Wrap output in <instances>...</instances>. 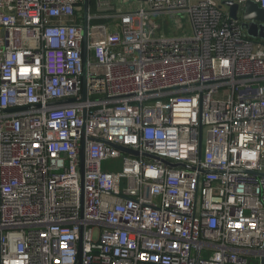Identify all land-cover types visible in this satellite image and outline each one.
Here are the masks:
<instances>
[{
  "label": "built area",
  "instance_id": "2783aa9c",
  "mask_svg": "<svg viewBox=\"0 0 264 264\" xmlns=\"http://www.w3.org/2000/svg\"><path fill=\"white\" fill-rule=\"evenodd\" d=\"M229 1L89 0L84 81L85 0H0V264H264V0Z\"/></svg>",
  "mask_w": 264,
  "mask_h": 264
},
{
  "label": "water",
  "instance_id": "95a60500",
  "mask_svg": "<svg viewBox=\"0 0 264 264\" xmlns=\"http://www.w3.org/2000/svg\"><path fill=\"white\" fill-rule=\"evenodd\" d=\"M88 2L89 0H85V27H84V81L86 80V66L88 61V53H87V29H88ZM222 6L229 8L231 18L236 20L238 18V6L234 4L232 1H226L222 3ZM264 13L259 8V6L255 3H248L243 14V23L242 28L245 29L248 35L254 39L261 38L264 39ZM260 23V24H258ZM119 150L124 153L139 156V152L132 150L128 147L116 146ZM85 159H86V146L85 140L82 142L81 147V163H80V171L82 176V186L84 185V174H85ZM80 260H82V251L80 252Z\"/></svg>",
  "mask_w": 264,
  "mask_h": 264
},
{
  "label": "crops",
  "instance_id": "0c3cea01",
  "mask_svg": "<svg viewBox=\"0 0 264 264\" xmlns=\"http://www.w3.org/2000/svg\"><path fill=\"white\" fill-rule=\"evenodd\" d=\"M145 0H114L115 6L117 10H122V11H135L137 10ZM218 3H220V0H216ZM229 0L222 1L221 3H224ZM220 3V4H221ZM158 22L163 24L162 30L167 31L169 33V26H170V21L169 18H163L158 20ZM182 28L178 29H185L187 28V20L181 18L180 20ZM184 25V26H183Z\"/></svg>",
  "mask_w": 264,
  "mask_h": 264
},
{
  "label": "rangeland",
  "instance_id": "374dc122",
  "mask_svg": "<svg viewBox=\"0 0 264 264\" xmlns=\"http://www.w3.org/2000/svg\"><path fill=\"white\" fill-rule=\"evenodd\" d=\"M222 1H225V0H220V3H221ZM221 4H222V3H221Z\"/></svg>",
  "mask_w": 264,
  "mask_h": 264
}]
</instances>
